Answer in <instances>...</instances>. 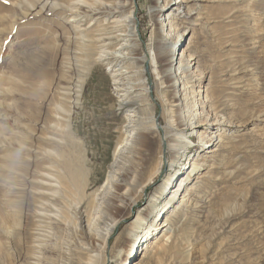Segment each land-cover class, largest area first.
I'll use <instances>...</instances> for the list:
<instances>
[{"label":"rangeland","instance_id":"1","mask_svg":"<svg viewBox=\"0 0 264 264\" xmlns=\"http://www.w3.org/2000/svg\"><path fill=\"white\" fill-rule=\"evenodd\" d=\"M79 1L0 0V264H30L32 254L45 261L40 264L69 263L79 255L75 246L81 240L73 233L77 224L68 212L74 208L97 217L101 233L116 223L108 248L99 252L92 247L101 255L97 264H121L137 227L153 220L189 162L211 147L194 134L185 138L182 156L173 161L165 142L178 133L181 139L186 136L185 129H173L176 122L170 132L153 137L154 150L138 171L133 162L123 163L126 195L120 206L107 204V193L101 190L129 108L116 96L110 67L95 61L97 49L91 41L104 28V18L95 23L85 14L74 17L81 11ZM120 1L127 5L120 19L133 11L145 48L151 33L155 37L157 20L162 24L166 18L158 11L165 0ZM168 5L179 31L172 57L175 98L165 92L160 68L154 71L146 48L144 52L159 126L169 118L163 98L183 111V68H177L185 49L183 61L189 68L184 76L194 90L196 120H209L194 131L213 139L219 134L221 140L214 142L218 152L193 172L184 195L156 218L170 213L169 226L149 237L151 250L139 248L125 264H264V0H169ZM85 72L80 88L78 77ZM58 109L71 114L70 139L65 140L74 145L86 176L82 193L70 190L58 199L59 211L69 217L59 226L61 232L54 221L40 225L36 218L38 201L51 197L45 194L52 192L48 185L60 174L59 159L48 141L54 132L46 128L50 110L56 113L49 125L59 122ZM13 213L18 214L16 226ZM39 226L45 228L43 238L32 236ZM37 242L54 249L41 254Z\"/></svg>","mask_w":264,"mask_h":264},{"label":"bare ground","instance_id":"2","mask_svg":"<svg viewBox=\"0 0 264 264\" xmlns=\"http://www.w3.org/2000/svg\"><path fill=\"white\" fill-rule=\"evenodd\" d=\"M78 3L80 7H78V10L81 9V11H75L74 17L83 16L85 14L87 17H93V21H95V23L104 18V28L100 34L91 41L95 49H97L95 61L100 63L105 62V64L110 67L111 80L114 83L116 96L120 98L119 101L121 106L129 108L126 123L123 127L124 131L122 139L117 142V148L114 152L115 161L110 167V171L107 174L108 176L101 190L107 193V204L112 205L118 202L119 205L121 200L126 195L127 189L123 188L121 180V169L123 163L133 162L135 170L138 171L139 167L142 166L143 158L145 156H150L154 150L156 142L153 140V137L156 135L161 136V132H170V128L174 127L176 122H178V127L173 129L176 132L185 129L186 133L182 135L186 136L181 139V133H178L174 140H167L165 142V144H167L165 150L167 149L168 151L171 150L173 152V161H176L177 158L182 156V151L184 147H186V143H188V139L185 140V138H189V136H193L195 134L197 136V141H201L203 144H211V147L206 148L205 151H203L205 153H198L197 158H195L193 162H189L188 168L183 170L180 177H178L175 183L170 187V191L165 198L161 211L156 214L153 220L149 221V224L144 226L141 224L137 227V232L132 234V240L126 253L127 255L121 263L125 264V262L133 256L134 252L136 253L141 247L142 252L147 251L145 253H148L152 248H150L151 243L149 242V237L154 235V231H158L169 226V212L168 214L163 215L159 220H156V218L164 212L163 209L170 207L174 204L176 199H179L182 195H184V192L187 190L186 185L190 182L191 177L194 175L193 172L199 171V168L205 162H208V159L213 157L210 155H214V153L218 152V147L214 145V142L216 141V138L218 142H220L221 135L217 134V136H214L213 139V137L208 136L201 130H197L196 132L194 131L203 126V124L209 123V120H207V118H197L196 120V110H194L195 102L193 100L194 90H192V87L189 86L190 82L187 80L186 76H184V71L189 68L186 64V60L183 61L187 51L185 49H181L180 61L178 62L179 67L177 68L178 72H180V69L183 68L180 72L183 76L180 82L181 93L183 94L182 101H184L183 111L180 112L178 110V105L175 104L174 101H169L166 97L163 98L162 104L164 107L167 105L169 118L166 125L159 126L155 111V106H158V103L155 98H153V88L148 84L145 77L147 58L144 55V52L146 48L149 53V61L153 64L154 71L160 68V79H163L167 83V86H165V92L168 90L169 94L175 98L178 83L174 79L176 76L174 71L176 69L172 57L174 47L178 44L177 40L179 31H176L177 26L175 25V21L169 16L171 15V12L169 11L171 7L168 5L169 0H165L163 7L158 10L159 14L164 12L163 15L166 18L162 24H158L157 20L155 28L152 29L155 32V37L153 36V33H151L152 35L150 36L149 42L145 48H143L140 43V37L136 28L137 19L133 16V11H131V13L125 18L123 17L124 19H120L121 13L125 11V7L127 6L126 4H123L120 0H83ZM176 3H178V1ZM86 72L85 74L80 73L78 77V79L81 80L79 82L80 88L84 82L83 79L85 78ZM55 106L56 105H54V109ZM143 107H146V109H143ZM59 111L63 117L58 116L59 122L55 123V125H49L51 115H54L52 113H56V111L54 112V110H50L48 126L46 128L47 130L48 127L52 129L54 137L58 136L56 139L52 136L48 139V141L49 145H53L55 148L56 154L53 155L54 153L51 154L52 152H50V156L53 155L56 160L57 158L59 159L57 161H59L60 174L57 173L55 177L53 176L52 185H48L44 182L45 185L49 186V188L52 187V192L49 191L50 193H45L47 195L49 194L51 197L44 202V200H42V195H40L42 197V201H38V204L40 205L36 206L38 208H36L38 210V213H36L37 223L43 225V223L54 221L53 224H55L57 232L60 229V232L62 231L63 227H59L62 221L66 222V218H69L66 216L65 212L59 211L62 208L59 205L60 201H58V199L62 200V198L67 195L65 193H69L68 191L70 190L81 192L82 189H84V182L86 178L83 169V162L76 155L74 145H72V142L70 144V141L68 142L65 140L70 139L71 129L69 127V122L71 114L65 110L60 109ZM161 117H163L162 114L160 115V118ZM182 117L185 118V121H182ZM55 118L57 117L55 116ZM62 122L64 123L62 124L63 126L61 125ZM181 140L185 142H182ZM159 142L160 144L163 143L160 138ZM189 172L190 174H188ZM168 182L164 183L162 188L163 192L162 194L160 193L161 196L166 191L165 187L169 184ZM177 182L178 184L176 186ZM81 209L82 208H80V210L74 208V211H68L70 212L69 214H71V217L75 219V224H77L73 233L81 239L75 246L79 251L80 256L78 254L75 255L74 253L73 255L75 256H72L69 263L65 264L99 263L101 255L94 253L92 243L94 246H97L99 252L106 250L108 248V238L111 236L116 226V223L113 222V224L108 225L106 230L101 233L98 223L94 221L97 217L94 219V217L89 216L86 210ZM137 219L139 220V215ZM12 221L15 226L18 225L17 213L12 214ZM82 221L86 224V229L84 227L85 230L81 224ZM44 229L45 228L42 230L40 226L37 227L32 236H39L40 238H43ZM12 237L15 241H17V243H19L17 231L13 230ZM161 237L164 236L161 235ZM98 242L102 245L97 244ZM37 243L41 244L40 247L35 246L39 248L41 254L53 251L54 249L53 245L48 243ZM44 262L45 261L39 256L32 254L30 264H40ZM136 264H139V262Z\"/></svg>","mask_w":264,"mask_h":264}]
</instances>
